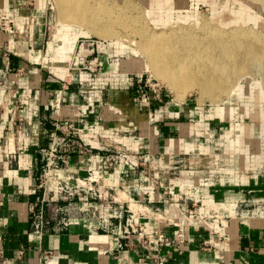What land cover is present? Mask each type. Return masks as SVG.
<instances>
[{"label":"crops","instance_id":"crops-1","mask_svg":"<svg viewBox=\"0 0 264 264\" xmlns=\"http://www.w3.org/2000/svg\"><path fill=\"white\" fill-rule=\"evenodd\" d=\"M44 3L0 0V23L10 25L9 30L0 26V50L10 51L8 68L0 58V264H155L136 237L130 246L122 245L120 236L87 220L42 238L30 233V207L43 194L41 149L51 143L54 123L65 120L77 123L80 140L94 152L129 144L147 157L178 156L181 182L155 171L152 175L173 185L175 193L189 191L202 212L224 203L246 202L255 214L245 222L231 219L227 228L217 226L212 232L184 226L177 209L164 203L161 190L149 178L127 164L110 170L98 156L91 165L86 156L72 155L65 169L53 176L54 191L56 180L67 181L70 175L83 178L93 167L106 173L116 188H128L119 195L124 202L114 205L117 226L125 220L127 204L150 202L140 207L149 215L142 223L169 239L163 246L152 243L167 264H264V177L251 175L264 165L261 94L236 90L233 99L221 104L229 109L225 113L220 106L165 94L162 101L147 102L137 78L124 73L126 66L118 60L115 46L102 55L104 64L98 73L74 76L76 82L71 83L64 65L69 59L56 60L63 44L46 41ZM205 130L215 135L222 150L234 154L229 177L207 179L189 169L187 154L194 135ZM13 155L16 159H9ZM114 196L118 199L117 192Z\"/></svg>","mask_w":264,"mask_h":264},{"label":"built area","instance_id":"built-area-1","mask_svg":"<svg viewBox=\"0 0 264 264\" xmlns=\"http://www.w3.org/2000/svg\"><path fill=\"white\" fill-rule=\"evenodd\" d=\"M0 26L6 30L10 29V25L6 22L0 23ZM111 47L112 44L104 39L80 38L71 65L73 78L70 82H76L74 76L98 73L104 64L102 55ZM0 58L4 67L8 68L10 51L7 47L0 50ZM137 86L140 94L147 102L154 99L162 101L164 94L169 96L167 92L164 93L160 90L159 84L152 82L151 79L144 81L142 76L137 79ZM147 107L149 109V106ZM154 118L151 114V119L154 120ZM54 126L55 134L51 143L48 147L41 149L44 165L40 188H42L43 194L30 207L32 220L30 233L39 238L49 232L63 233L69 230L72 225L87 220L99 230L120 236L121 240L125 241V243L122 242V245L130 246V241L136 237L150 253L155 264H167V258L155 253L156 248L152 243L157 241L159 246H163L170 243L169 239L161 231L142 223V219L149 215L140 207L146 206L150 202L127 204L124 209V222L118 226L113 222L114 205H120L124 202L122 198H119V195L124 196V191H128V188L123 186L116 188L106 173L92 167L86 170L87 174L83 178H74L70 175L67 181L56 180V190H53L51 182L53 176L55 173L64 170L65 164H68L72 155L75 154L86 156L91 165L96 162V156L101 157L110 170L120 164L132 166L134 173L144 174L153 182L155 187L161 190L164 203L177 209L184 226L197 229L205 228L212 232L217 226H220L222 230L227 228L231 219L245 222L255 214L246 202L224 203L202 212L200 202L195 200L189 191L175 193L172 189L173 185H167L152 175V171H155L181 182L183 175L178 156L168 154L166 156L147 157L133 150L129 144H120L118 149L113 151L99 149L94 152L89 144L80 140V129L75 121H57ZM125 135L123 133L122 137ZM216 139L210 130L196 132L187 154L189 169L194 172H202L203 177L207 179L229 177L233 174V169L230 166L234 165V160H232L234 154L222 150ZM228 157L230 160H226ZM9 159H16V156L13 155ZM251 175L259 178L264 177V165L252 171ZM116 192L118 199L114 196ZM259 207L261 206L259 205ZM156 210L159 209L156 208ZM180 230L183 233V228ZM223 234H219V236H223ZM206 248L209 249L211 246L206 245ZM22 254L21 251L20 255ZM140 261L144 263L143 259Z\"/></svg>","mask_w":264,"mask_h":264},{"label":"rangeland","instance_id":"rangeland-1","mask_svg":"<svg viewBox=\"0 0 264 264\" xmlns=\"http://www.w3.org/2000/svg\"><path fill=\"white\" fill-rule=\"evenodd\" d=\"M102 1L104 3L106 2V4L108 3L109 5L111 3H114L117 6L118 4L121 5V6H118L119 8H116L117 11L120 10V8H123L125 12H128L134 17V19L133 17L132 19L130 18L131 20H129V24L136 23L134 24L135 26H138L141 28L147 27L150 32H165L168 34V33H171L172 30L180 28V31L177 32L178 37H181V38L190 37V38L198 39L200 41L198 48L204 52L203 54L204 56L206 53H208L210 48L213 49L214 47V50L211 52V54L214 57H217L220 62L222 60L225 63L227 64L229 63L230 65H232L230 66L228 64L227 65L228 70L226 69L225 73L222 74L224 76L226 75L231 76V80L228 83V85L230 86H227V91L229 92V90H231L233 86H236L238 84L236 87L237 91L241 88L243 89L245 88V90H248V92L260 93L261 94L260 98L264 104V95H263L264 68L262 69V67H264V59H263L264 52H261L264 49V39H263V36H264V11L263 10L264 9L262 8L259 2L254 1V0H165V5H164L165 9L161 13H157V6L155 3L158 2L159 0H130V1L129 0H126V1L125 0H101V2ZM44 2L45 3L43 5L47 8L46 9L47 11L46 19L44 21L46 41L49 43L52 42L54 46L62 45L64 40H62L63 39L62 37L57 36L59 35L58 30L60 29L62 23H67V22L62 20L64 18H61L59 9L54 4V0H46V1L44 0ZM85 2L88 5H91L89 6V8L92 9L90 10L91 12L93 11L94 8L98 6L97 3L100 2V0H85ZM127 2L133 3V6H130V8H126ZM149 4H153V5L149 6ZM90 12L88 13L92 15V12L91 13ZM132 20H137V21H132ZM239 27L241 28L244 27L243 28L244 32H241L243 31V29ZM82 28L86 29V27L79 28V26L75 27L74 29L83 30ZM228 29L230 30L228 31ZM231 29H233L232 30L233 34L231 32ZM245 29H247L248 31ZM225 30H227L228 32H226ZM117 32L120 33L119 37L116 39H112V40L107 39L105 37H100L95 33H90V34H85V35L82 34L78 37V40L84 37H91L94 40L104 39L108 41L110 44H112V46H115L118 48V60L122 62L123 64H125L126 67L124 68L125 70L124 73H126V75L130 73L133 76H135L137 79L142 76L144 81L146 79H151L152 82L159 84L160 90L162 92L164 93L167 92L169 96L175 97L176 100L182 101V100L189 99L192 102H198L201 105H208V106L215 105L217 109L219 108L221 104H225L226 102L229 101V97H227L228 92L226 93V95L224 94L221 96V98L223 97L222 99L218 97V99L220 100L219 102H214L212 100V96L210 95L208 96L204 95V97H202L200 92L197 90V88L195 89L192 88V91L190 89L189 91L184 92L182 96L180 95L177 96L175 92H173L165 82L161 81L158 78V76L155 74L153 69L144 67L145 65L143 63H147L144 55L140 53L138 54V52L134 53L133 48H136V45H137L135 44L136 42H141L142 40L141 35L137 34L131 29L122 27V25H118ZM252 32H254V34H251ZM260 32L263 35L262 34L260 35L259 34ZM221 34L222 36H218ZM258 34L260 37L258 36ZM122 37L124 39H121ZM216 37L222 40H233L234 39L236 40V42L241 41L244 44L250 43L254 45L256 48H258V51L256 53H260V55H263V56L261 57V60L259 61L252 60V56H248L247 62L245 65L247 67V70L245 67L243 69L244 71L239 72L238 71L239 66H236V64L232 63L231 61L228 62L225 58V55L222 49L218 48V46L215 47V45L211 44L212 41H213L212 43H215L217 41ZM208 38L211 41H209ZM179 49L180 50L183 49L182 45H180V47L178 48L177 53H180L182 51L180 54L183 55L185 51L183 50L179 51ZM237 50L239 51L237 53H240L239 57H242L244 55V53H242L243 52L242 50H244V48L242 49L238 48ZM224 62H221V63L224 64ZM259 63L260 65H258ZM66 71L68 73V76H70L68 80H71L73 78L71 68L68 66V69ZM234 71H237L239 74L236 72L238 75L236 74L235 76L232 77V74ZM232 96L233 97L231 98L233 99L235 96V93H233ZM220 107H222V105Z\"/></svg>","mask_w":264,"mask_h":264},{"label":"bare ground","instance_id":"bare-ground-1","mask_svg":"<svg viewBox=\"0 0 264 264\" xmlns=\"http://www.w3.org/2000/svg\"><path fill=\"white\" fill-rule=\"evenodd\" d=\"M254 1L259 2L262 8L264 9V0H254ZM54 4L58 7L61 18H64L62 20L67 22V23H62L59 29V37H62L63 38L62 40H64V42H63V45L59 48V52H58L59 54L56 57V60H58V62H62L67 57L69 61L67 64H64V65H68L70 68H72L71 65L74 60V55H75L77 43H78V37L80 35L95 33L100 37H105L107 39L112 40V39H116L119 37L120 33L117 32V27L118 25H122V27L131 29L132 31L141 35L142 40L141 42L135 43L137 45H136V48H133L134 53L138 52V54L140 53L144 55L147 61V63H143L145 65L144 67L153 69L155 74L158 76V78L161 81L165 82L169 86V88L173 92H175L177 96L179 95L182 96L184 92L189 91L190 89L192 91V88L194 89L197 88V90L200 92L202 97H204V95H207V96L210 95L212 96V100L214 102H219L220 100L218 99V97L222 99L223 97L221 98V96L224 94L226 95V93L228 92L227 86H230L228 85V83L231 80V76L230 75L224 76L222 74L225 73L226 69L228 70L227 65L229 63L228 64L225 63L224 61L221 60L222 59L221 58L220 59L221 62H224V64H222L217 57H214L211 54V52L214 50V47L213 49L210 48L208 53H206L204 56L203 55L204 52L198 48L199 47L198 45L200 44V41L198 39L190 38V37L188 38L178 37L177 32L180 31V28L174 29L171 31V33H168V34L165 32H150L147 27L141 28V27L135 26L134 24L136 23L129 24V20H131L133 16L129 14L128 12H125L123 8H120V10L117 11L116 8H119L118 6H121V5L118 4L117 6L114 3H111L109 5L108 3L106 4V2L105 3L103 1L101 2V0L100 2L97 3L98 6L96 8L93 7L94 9L93 11H91L92 15L88 13L90 12V10H92L89 8V6L91 5H88L85 2V0H54ZM127 4H126L127 6L126 8H130V6H133V3L131 2H127ZM153 4H149V6H152ZM155 4L157 6V13H161L165 9V6H164L165 0H159ZM132 21H137V20H132ZM78 26L79 28L86 27V29H83V28H82L83 30L74 29L75 27H78ZM229 30L230 29H228V31ZM232 30L233 29H231V32ZM225 31L228 32L227 30ZM241 32H244V29ZM251 34H254V32H252ZM259 34L261 35L262 33L260 32ZM218 36H222V34ZM121 39H124V38L122 37ZM263 39H264V36H263ZM212 42L211 44L215 45V47L218 46V48L222 49V51L224 52L225 58L228 62L231 61L232 63L236 64V66H239V70H238L239 72L244 71L243 69L246 67L245 65H246L248 56H252V60H257V61L261 60V57L263 56V55H260V53H256L258 51V48H256L254 45L250 43L244 44L241 41L236 42V40L234 39L233 40H222L219 38H217V41L215 43H212ZM180 45H182L183 47V49L181 50L185 51L183 55L180 54L182 52L180 49L179 51L181 52L177 53V50L180 47ZM238 48H241V49L244 48V50H242L243 51L242 53H244L242 57H239L240 53H237L239 52L237 50ZM261 52H264V49ZM258 65H260V63ZM263 68L264 67H262V69ZM246 70H247V67H246ZM236 72L237 71L233 72L232 77L238 73ZM237 85L233 86V88H231V90H229V92L227 93V97H229V100L231 97H233L232 95L233 93H235ZM263 95H264V90H263ZM221 109H222V112L224 113L229 110L226 107H221Z\"/></svg>","mask_w":264,"mask_h":264}]
</instances>
